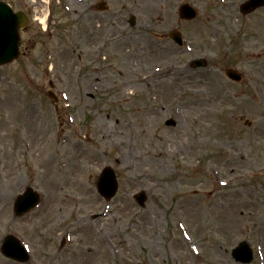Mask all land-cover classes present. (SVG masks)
Returning <instances> with one entry per match:
<instances>
[{
	"label": "rangeland",
	"instance_id": "obj_1",
	"mask_svg": "<svg viewBox=\"0 0 264 264\" xmlns=\"http://www.w3.org/2000/svg\"><path fill=\"white\" fill-rule=\"evenodd\" d=\"M6 1L29 23L19 58L0 67V245L14 235L30 260L0 252V264H242L231 251L243 241L249 264H264V7L242 15L245 0ZM184 3L198 10L194 20L179 19ZM176 30L182 47L167 38ZM198 58L209 67L192 68ZM169 62L186 74L147 87ZM105 167L118 179L110 200L96 188ZM28 187L40 204L15 217ZM140 191L144 208L133 199Z\"/></svg>",
	"mask_w": 264,
	"mask_h": 264
},
{
	"label": "water",
	"instance_id": "obj_2",
	"mask_svg": "<svg viewBox=\"0 0 264 264\" xmlns=\"http://www.w3.org/2000/svg\"><path fill=\"white\" fill-rule=\"evenodd\" d=\"M264 5V0H250L241 6L243 14L249 13L257 7ZM181 18L192 19L195 13L187 6L180 10ZM27 24V18L21 12L12 13L10 8L0 2V65L9 63L19 55V29ZM174 40L179 39V35H173ZM179 41V40H178ZM231 74V72H229ZM117 189V183L113 171L106 168L98 182V191L106 199L111 198ZM135 200L144 205L146 196L143 192L135 196ZM38 203V196L31 189L17 198L15 203V214L23 215L29 212ZM1 252L10 258L24 262L28 260L26 250L21 244L11 236L4 239L1 245ZM232 256L237 262L249 263L252 260V252L246 242H242L232 251Z\"/></svg>",
	"mask_w": 264,
	"mask_h": 264
},
{
	"label": "bare ground",
	"instance_id": "obj_3",
	"mask_svg": "<svg viewBox=\"0 0 264 264\" xmlns=\"http://www.w3.org/2000/svg\"><path fill=\"white\" fill-rule=\"evenodd\" d=\"M44 20H45V18H42L41 22L44 23ZM209 30L212 33H214V32L216 33V31H217L216 27L213 26V25L211 26V28ZM134 35H136V34H134ZM129 41H130V38H129ZM164 43L165 42L163 40L162 41L156 40V44L154 46V47H156V51L159 49L161 51L168 52V49H167V47L165 46ZM154 53H156V52L154 51ZM161 66H162V68H159L158 70L154 69L155 71L151 73V75L152 76H156L157 79L153 80L149 76L145 78L146 82H147L146 83L147 87H151L152 86L151 83H153L154 85H168V84H171L172 81L177 77V75L178 76L179 75H183V74H186V72H187L184 68L181 67V65L177 64L176 62L175 63L174 62H169L168 64L161 65ZM133 84H134L133 82L127 83L126 84V88L133 87ZM157 139L159 141H161L163 139V136H158ZM78 143H79V145L82 144L80 142H78ZM119 146H120V144H119ZM80 148H82V147L80 146ZM82 152H83L82 155L79 156L80 158H82L84 154L88 155V150L87 149L83 148ZM91 158H92L91 160L93 162L94 161L93 156ZM69 159L67 160L68 163H70ZM47 160H49L48 164H51V163L55 162V159L51 155L48 156ZM79 161H80V159H79ZM69 165L72 166V167H79L77 163L76 164L75 163H70ZM64 167H65V164L62 165V168H64ZM86 197H88V196H86ZM49 200L51 201V199L48 198V202H49ZM240 205H242V203ZM48 207H50V206H48ZM50 211H51V209L49 210V212ZM140 222H141V225L146 226L147 223L149 222V216H146L144 219H141ZM178 243L181 244V242L179 240H178ZM185 246H186V244L184 245V248H185L184 250L186 251V249H187V252L190 253L191 252L190 248L187 247V246L185 247ZM108 248H110L113 251L114 254H119L120 253V248L119 247L117 248V246L115 244H113V243H108ZM153 252H155V254L153 255V258L158 257L159 253L156 250H153Z\"/></svg>",
	"mask_w": 264,
	"mask_h": 264
}]
</instances>
